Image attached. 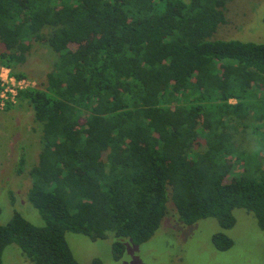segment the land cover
Instances as JSON below:
<instances>
[{
    "label": "trees",
    "instance_id": "obj_1",
    "mask_svg": "<svg viewBox=\"0 0 264 264\" xmlns=\"http://www.w3.org/2000/svg\"><path fill=\"white\" fill-rule=\"evenodd\" d=\"M225 6L0 0V65L25 76L13 68L33 40L57 54L43 87L17 97L41 124L26 197L45 224L18 212L0 224V264L9 244L32 264H81L67 231L141 244L166 215L168 193L184 224L213 217L230 228L233 209L244 208L264 230V171L239 163L234 173L241 151L232 139L239 122L264 119V44L213 39ZM212 242L232 245L222 232ZM123 252L115 241L113 259Z\"/></svg>",
    "mask_w": 264,
    "mask_h": 264
},
{
    "label": "rangeland",
    "instance_id": "obj_2",
    "mask_svg": "<svg viewBox=\"0 0 264 264\" xmlns=\"http://www.w3.org/2000/svg\"><path fill=\"white\" fill-rule=\"evenodd\" d=\"M225 5L226 21L218 25L212 38L264 44V0H225ZM3 49L0 41V51ZM56 58L57 54L46 43L33 40L26 61L16 65L13 71L34 79L39 87H43ZM234 101L230 100L231 103ZM262 121L249 116L242 121L245 126L239 122L237 130L232 131L235 146L241 151L236 153L240 161L233 167L234 173L241 171L239 163L249 164L251 170L259 166L264 171ZM40 135L41 124L35 120L25 101L18 100L10 107L0 108V224L9 221L15 212L34 225L45 224L26 197L31 185L29 169L37 163L40 151ZM20 156L25 162L22 172L18 173ZM166 206V215L160 226L141 244L133 243L128 237H116L111 232L106 238L92 240L84 234L67 231L65 238L73 256L81 264H92L93 259H98L100 264H264V230L252 212L244 208L233 209L234 225L222 228L213 217L184 224L169 193ZM217 232L232 239L229 248L216 249L212 235ZM115 241L124 246L118 260L112 256ZM2 264L32 263L16 244H9L2 252Z\"/></svg>",
    "mask_w": 264,
    "mask_h": 264
},
{
    "label": "built area",
    "instance_id": "obj_3",
    "mask_svg": "<svg viewBox=\"0 0 264 264\" xmlns=\"http://www.w3.org/2000/svg\"><path fill=\"white\" fill-rule=\"evenodd\" d=\"M37 82L26 76H16L12 69L0 65V108L17 103L18 93L27 88L36 87Z\"/></svg>",
    "mask_w": 264,
    "mask_h": 264
}]
</instances>
